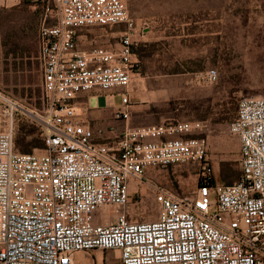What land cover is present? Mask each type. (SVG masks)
I'll return each instance as SVG.
<instances>
[{"label": "built area", "instance_id": "1", "mask_svg": "<svg viewBox=\"0 0 264 264\" xmlns=\"http://www.w3.org/2000/svg\"><path fill=\"white\" fill-rule=\"evenodd\" d=\"M37 1L45 107L36 119L46 149L17 150L15 117L25 112L0 94L10 118L0 131V264H75L77 253L93 250L119 252L121 264H264V98L240 99L230 124L240 142L239 180L211 186L209 145L191 136L195 123L126 125L120 133L108 130L114 137L106 138L76 103L96 89H122L124 108L115 118L127 123L131 117L127 89L138 74L134 49L141 41L125 0ZM117 26L126 27L117 47H79L80 31ZM218 78L211 69L198 81ZM189 163L202 170L193 195L154 187L158 217L132 221V181ZM103 207L114 212V222L96 223Z\"/></svg>", "mask_w": 264, "mask_h": 264}, {"label": "rangeland", "instance_id": "2", "mask_svg": "<svg viewBox=\"0 0 264 264\" xmlns=\"http://www.w3.org/2000/svg\"><path fill=\"white\" fill-rule=\"evenodd\" d=\"M125 2L138 25L140 36L136 39L141 41L134 49L140 62L138 74L127 89L133 103L147 105L138 120L148 119L151 125L195 123L198 129L191 136L207 140L216 183L237 182L242 174L240 142L231 133L230 124L240 99L264 98V0ZM42 16V8L33 0L0 10L4 50L0 53V94L24 109V114L15 117V138L35 131L28 142L40 132L43 136L36 119L37 113L44 114L45 107L43 69L38 59ZM125 30V26L87 28L80 33L83 42H78L81 49L114 48ZM211 69L218 71V81L200 83L199 75ZM117 91L115 102L120 105L122 96ZM102 109L110 114L109 108ZM9 126L7 107L0 103V131ZM112 126L116 125L109 128ZM223 172L229 173L227 181L221 180ZM201 174L200 165L189 163L151 171L144 183L132 181L131 220L150 222L158 217L154 187L190 197L198 189ZM94 219L105 224L114 222L115 216L103 207L95 212ZM114 252L82 251L77 253L75 264H121Z\"/></svg>", "mask_w": 264, "mask_h": 264}, {"label": "crops", "instance_id": "3", "mask_svg": "<svg viewBox=\"0 0 264 264\" xmlns=\"http://www.w3.org/2000/svg\"><path fill=\"white\" fill-rule=\"evenodd\" d=\"M24 0H0V10H8L15 7L20 6L23 3ZM83 31V30H82ZM80 31L78 33V40L83 42V37L80 36ZM80 47V44H79ZM81 48V47H80ZM3 44H2V38L0 36V53H3ZM117 91L118 89H114L111 91H106L103 94L99 90H93L89 93L82 94L79 96L76 100L77 105H79L82 109H86L87 111V118L88 121L91 123V125L97 129L102 128L106 131L105 137L106 138H113L114 135L108 132V130L114 129L116 133H120L123 131L126 125L131 127H144V126H150L152 124L151 121L148 119L145 121L138 120V117L142 116L144 112L147 111V105L142 104H135L132 102V106L130 108V119L126 123L124 121L116 120L115 114L120 110L124 108V104L122 101V104L118 105L115 102V94L114 91ZM119 91H117V94ZM107 107L109 108L110 114L106 113L102 108ZM112 126L109 128L111 125ZM97 224H103L96 220ZM115 255H117L116 252H114ZM80 257H77V263H79Z\"/></svg>", "mask_w": 264, "mask_h": 264}, {"label": "trees", "instance_id": "4", "mask_svg": "<svg viewBox=\"0 0 264 264\" xmlns=\"http://www.w3.org/2000/svg\"><path fill=\"white\" fill-rule=\"evenodd\" d=\"M23 2H26V0H24ZM33 3L40 4V1L33 0ZM34 133H35V131L30 132V133H24L23 136L15 138V145H16V148L19 152L25 153V154H30V153H33L35 149H46V141H45L44 137L42 136L41 132L38 133V135L34 139H32V141H30V142L27 141L28 136H32V134H34ZM230 175H233V173H230ZM228 177H229V173L223 172L221 180L227 181ZM201 184H202V181H200L199 186ZM208 184L211 186L217 184L216 179L212 178L208 182ZM230 184H232V183H230Z\"/></svg>", "mask_w": 264, "mask_h": 264}]
</instances>
